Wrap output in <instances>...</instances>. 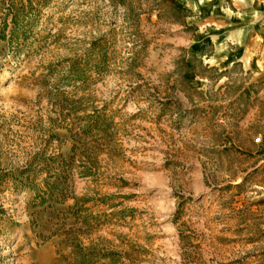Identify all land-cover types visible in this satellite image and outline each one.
<instances>
[{
  "label": "rangeland",
  "instance_id": "obj_1",
  "mask_svg": "<svg viewBox=\"0 0 264 264\" xmlns=\"http://www.w3.org/2000/svg\"><path fill=\"white\" fill-rule=\"evenodd\" d=\"M0 264H264V0H0Z\"/></svg>",
  "mask_w": 264,
  "mask_h": 264
},
{
  "label": "built area",
  "instance_id": "obj_2",
  "mask_svg": "<svg viewBox=\"0 0 264 264\" xmlns=\"http://www.w3.org/2000/svg\"><path fill=\"white\" fill-rule=\"evenodd\" d=\"M261 138L260 137H257V141H259Z\"/></svg>",
  "mask_w": 264,
  "mask_h": 264
}]
</instances>
